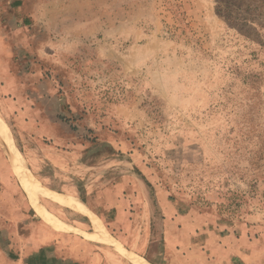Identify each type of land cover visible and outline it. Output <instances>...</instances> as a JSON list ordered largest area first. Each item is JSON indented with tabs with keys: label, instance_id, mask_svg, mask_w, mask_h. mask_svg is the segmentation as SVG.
I'll return each instance as SVG.
<instances>
[{
	"label": "rangeland",
	"instance_id": "374dc122",
	"mask_svg": "<svg viewBox=\"0 0 264 264\" xmlns=\"http://www.w3.org/2000/svg\"><path fill=\"white\" fill-rule=\"evenodd\" d=\"M1 124L48 211L31 174L153 264H264V0H0Z\"/></svg>",
	"mask_w": 264,
	"mask_h": 264
},
{
	"label": "crops",
	"instance_id": "0c3cea01",
	"mask_svg": "<svg viewBox=\"0 0 264 264\" xmlns=\"http://www.w3.org/2000/svg\"><path fill=\"white\" fill-rule=\"evenodd\" d=\"M9 168L10 163L0 150V264H92L103 256L115 255L105 245L74 230H66L35 210ZM86 204L94 209L88 201ZM49 210L55 215L84 217L57 204L49 203ZM129 248L143 252L131 244Z\"/></svg>",
	"mask_w": 264,
	"mask_h": 264
},
{
	"label": "bare ground",
	"instance_id": "6f19581e",
	"mask_svg": "<svg viewBox=\"0 0 264 264\" xmlns=\"http://www.w3.org/2000/svg\"><path fill=\"white\" fill-rule=\"evenodd\" d=\"M0 140L4 144L5 151L7 152L9 156V159H10V162L12 164L14 171L16 172V174L20 173L21 175V171L17 168V164L18 162L22 161V157L19 153H17L16 149L13 147V143L9 138V135L6 131L4 124L0 125ZM29 179L38 188V190L41 192V194L45 198L51 201L63 204L68 207L73 206L77 208L78 210H80L81 213L85 215V217L88 219V221L92 225V229L82 230L77 227H72L70 224H64L63 221L58 219L56 216L54 217V215L50 211H48L38 201H35L33 199L27 184L25 183L23 179H21V183L27 192V196L32 201V203L35 205V207H37L41 212H43L48 218L54 220L59 226L64 227L66 230H74L76 232H79L83 234L86 238H88L89 240L105 245L107 248H109L110 250H114L119 255L127 256L130 259L129 260L130 263L132 264H153L147 261L146 259H144L143 257L134 255L130 251H127L124 248V246H122V244L116 238H114L111 234H109L106 231V229L102 227L101 224H99L97 221L93 219L91 211L88 209L86 203L82 201V199L80 200L79 198H77L76 196L72 194H64L59 191H55L47 187H44L36 180V178L32 174Z\"/></svg>",
	"mask_w": 264,
	"mask_h": 264
},
{
	"label": "trees",
	"instance_id": "16d2710c",
	"mask_svg": "<svg viewBox=\"0 0 264 264\" xmlns=\"http://www.w3.org/2000/svg\"><path fill=\"white\" fill-rule=\"evenodd\" d=\"M18 181V180H17ZM19 183V182H18ZM18 186H20V183H19V185ZM21 187V186H20ZM19 187V189L21 190L22 189V191L24 192V194H25V196H26V193H25V191L23 190V188H20ZM27 198V197H26ZM82 199V201H84L85 203H86V201L83 199V198H81ZM28 201V200H27ZM31 205V204H30ZM89 207H91V206H89ZM92 208V207H91ZM93 209V208H92ZM93 211H95L94 209H93Z\"/></svg>",
	"mask_w": 264,
	"mask_h": 264
}]
</instances>
